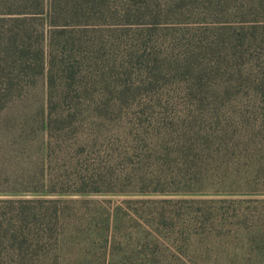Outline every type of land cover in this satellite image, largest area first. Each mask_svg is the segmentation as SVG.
<instances>
[{
	"label": "rangeland",
	"instance_id": "obj_1",
	"mask_svg": "<svg viewBox=\"0 0 264 264\" xmlns=\"http://www.w3.org/2000/svg\"><path fill=\"white\" fill-rule=\"evenodd\" d=\"M94 5L97 15L68 28L97 51L83 44L75 52L95 61L96 97L110 85L128 87L131 99L124 118L103 127L85 152L86 166L99 168V192L87 195L44 191L46 177L70 162L46 167L41 154L47 69L29 70L38 72L16 79L21 92L7 94V76L19 65L11 42L18 24L0 21L7 264H264V98L247 87L246 75L214 73L199 84L216 64L214 40L237 27L240 0ZM52 23L25 21L30 64ZM67 173L65 187L73 189L74 171Z\"/></svg>",
	"mask_w": 264,
	"mask_h": 264
},
{
	"label": "trees",
	"instance_id": "obj_2",
	"mask_svg": "<svg viewBox=\"0 0 264 264\" xmlns=\"http://www.w3.org/2000/svg\"><path fill=\"white\" fill-rule=\"evenodd\" d=\"M96 2L97 0H0V21L18 24L15 25L17 29L11 30V42L18 53L19 65L7 76V94L21 92L24 83L16 79L24 77L25 73L29 75L38 72L29 70H38L40 67V72L41 68L43 72L47 69L41 142L44 166L49 167V164L67 157L70 159L68 165L59 167L58 174L54 173L53 177L49 175L44 181L46 183H42L47 194L87 195L99 192L94 185L97 181H93L95 170L99 168L86 166L85 152L103 127L124 118V113L128 112L126 109L131 97L126 86L112 90L110 85H105L101 96H95L97 82L93 80L96 75L93 68L90 70L91 62L95 61L79 60L81 53L75 52V47L82 48L85 44L93 53L97 51V45L92 40H84L83 35L72 33L68 28L76 25L78 21L75 20L78 18L91 13L97 15V7L94 5ZM235 9L237 27L231 30L233 35L227 38L220 35L219 40H214L213 49L218 51L216 64L205 76H200L199 84L214 73L221 80L235 74H239V77L246 75L244 83L247 87L257 97L264 98V0H240V5ZM39 17L53 22L54 27L46 36L43 32L42 38L46 37V45L30 64L27 55L31 54V46L28 44L31 33L28 35L29 29L25 28V21ZM54 20H70V23L58 25ZM80 62L84 64L83 70ZM120 130L123 133V127ZM81 165L86 167L80 170ZM69 170L74 171L73 189L65 187V177ZM131 171L132 168L126 174L129 178ZM80 173L86 174V177ZM59 183L62 187L55 189ZM3 210L0 207L2 215L7 212ZM2 230L6 232L7 227L0 222V233ZM0 264H7V248L2 243Z\"/></svg>",
	"mask_w": 264,
	"mask_h": 264
}]
</instances>
